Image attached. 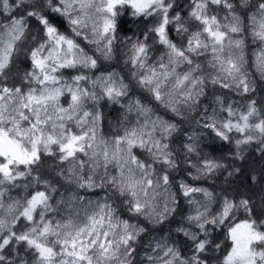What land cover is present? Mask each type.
<instances>
[{
  "label": "snow or ice",
  "instance_id": "snow-or-ice-1",
  "mask_svg": "<svg viewBox=\"0 0 264 264\" xmlns=\"http://www.w3.org/2000/svg\"><path fill=\"white\" fill-rule=\"evenodd\" d=\"M178 8V0H0V264H264V222L251 218V197L197 186L240 173L209 158V137L230 142L236 132V159L251 144L264 155V98H254L246 58L250 38L264 83V0ZM129 21L146 30L127 29ZM22 45L30 67L10 87ZM121 47L126 73L111 63ZM209 84L242 102L213 92L204 105ZM108 105L121 115L106 138ZM21 188L22 197L7 196ZM97 189L104 195L89 199ZM241 210L249 218L238 220ZM218 227L230 241L222 259L210 254L221 251Z\"/></svg>",
  "mask_w": 264,
  "mask_h": 264
},
{
  "label": "trees",
  "instance_id": "trees-1",
  "mask_svg": "<svg viewBox=\"0 0 264 264\" xmlns=\"http://www.w3.org/2000/svg\"><path fill=\"white\" fill-rule=\"evenodd\" d=\"M178 3L180 5V8H183L184 5L188 3V0H178ZM178 8L177 10H180ZM215 11V9H213ZM185 16H187V11H184L183 13ZM221 16L224 15L223 12L220 13ZM150 23V22H149ZM33 25V30H36V24L35 21L32 22ZM146 24L145 22L141 21L139 24L132 23L129 21L125 27L127 29H131L132 31H135L137 28L140 29V32H143L146 30ZM192 30H195L194 28ZM61 31H66V26L61 28ZM132 31H127V32H121L120 37L123 39L124 36H131ZM173 39L177 40L175 35L173 34ZM177 42H179L177 40ZM149 43H152L150 40ZM119 44V42H118ZM248 47L246 49L247 53V60H248V65H247V71L249 72L250 78L255 80L258 86V91L255 94V99L261 100L264 98V83H262V78L260 73L256 70L254 66V56L253 52L257 48V45H253L251 43V39L249 38L248 41ZM29 50L28 45H22L20 46V50L17 52L15 56V61L14 64L12 65L11 71L8 73V81H9V86H13L14 84H19L20 83V78L23 76L24 72L29 69L30 67V62L27 59L26 56V51ZM119 51L121 53L119 57V62L117 61H112V66L116 67L118 71L122 70V73L127 72V66L123 64L124 60V55L123 53L127 51L126 48H119ZM154 51L156 55H159L163 49L160 48L159 46H155ZM155 59V56L153 57ZM103 70V68L101 69ZM75 74L72 71H65L64 75L65 76H70ZM207 93L206 98H202L203 104L207 105L212 101V93L215 92L217 95H225L227 96L230 100L234 101H241V98L234 94V92H231L226 89H220L218 86L213 87L212 85H208V87L205 89ZM242 102V101H241ZM61 103L66 106L65 101L61 100ZM104 114H105V120L103 122V127H102V133L103 135L107 137H111L112 135L115 134V129H117L119 125V120H120V115H121V110L119 109V106H112L108 105L104 109ZM160 114H164V110L160 109ZM170 115V114H169ZM222 117L225 116L226 114L221 113L220 114ZM191 117H195L196 119H199V116L195 112L190 114ZM130 119H134V117H130ZM185 127H188V124H185ZM75 131V128H73ZM192 130H195L197 132L202 131L201 129H197L193 126ZM231 141H221L219 139L213 140L212 138H207L206 142L209 144H213V148H205L204 151L206 154H208L209 158L217 160L219 163L225 164V165H231L232 168H239L240 173L238 175H234L232 177L225 179L227 176V173L221 174L218 172L216 175L219 176V179H216L214 177H209L207 178V181H201L197 183V186L201 187H210L212 185L215 186V192L220 193L222 192L223 189H229V186H231V189H238L240 192L247 194L249 197H251L252 201L255 203V211L254 214L252 215V219H255L257 223L264 222V180L261 179V174L264 173V155H262L256 148L255 144L248 145L247 147L244 148L243 156L244 158L242 160L236 159L235 158V143L234 141L238 138H240V134L236 132L230 133ZM203 146V145H202ZM174 148H178L177 144L173 145ZM243 147V146H242ZM137 155H140L141 158L143 159L144 156L143 154L137 152ZM82 159L84 157H81ZM194 161L197 159L195 155L191 157ZM49 165H52L54 161L49 160L47 161ZM69 165L64 164L62 167L67 168ZM173 175L177 178V180L183 176V172H174ZM255 176L256 177V182L254 183L251 180V177ZM210 190L211 187H210ZM172 191H175V187L172 188ZM81 194H85L83 190H81ZM24 195L23 189H12L7 196L11 197L12 199H18ZM104 195V191L97 189L95 190V193H88L87 196L88 198H93L94 200L97 199L98 197H102ZM197 198H202L200 194H197ZM6 202L7 197H6ZM181 207L184 210V214L187 215V210H188V204L186 201L181 198ZM212 213L215 214L219 210L218 206L216 204L211 205ZM122 218H128V214L125 212L121 213ZM249 218L243 210L239 211L237 213V219L242 220ZM176 221H179L181 219L180 215L176 216ZM175 224H173V227ZM167 227V226H166ZM167 233H165L166 235ZM226 234H227V229L226 228H220L218 227L216 231L213 233V235L216 238V242L221 244V251L216 252V253H210L214 257H218L222 259V256L224 252L227 250V248L230 245V241L226 239ZM156 236L160 235V232L157 231L155 233ZM148 238L146 237L143 241H141L142 244L147 243ZM143 251L144 249L141 248V258H143ZM215 264V261L213 262Z\"/></svg>",
  "mask_w": 264,
  "mask_h": 264
},
{
  "label": "rangeland",
  "instance_id": "rangeland-1",
  "mask_svg": "<svg viewBox=\"0 0 264 264\" xmlns=\"http://www.w3.org/2000/svg\"><path fill=\"white\" fill-rule=\"evenodd\" d=\"M89 199H93V198H89ZM94 200V199H93Z\"/></svg>",
  "mask_w": 264,
  "mask_h": 264
}]
</instances>
